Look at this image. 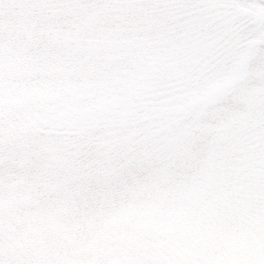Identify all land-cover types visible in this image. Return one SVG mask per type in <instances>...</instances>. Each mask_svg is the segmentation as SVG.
<instances>
[{"label":"snow or ice","instance_id":"6c2138e0","mask_svg":"<svg viewBox=\"0 0 264 264\" xmlns=\"http://www.w3.org/2000/svg\"><path fill=\"white\" fill-rule=\"evenodd\" d=\"M0 264H264V0H0Z\"/></svg>","mask_w":264,"mask_h":264}]
</instances>
